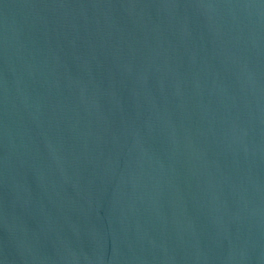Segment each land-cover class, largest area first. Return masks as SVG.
Masks as SVG:
<instances>
[{
    "label": "water",
    "instance_id": "water-1",
    "mask_svg": "<svg viewBox=\"0 0 264 264\" xmlns=\"http://www.w3.org/2000/svg\"><path fill=\"white\" fill-rule=\"evenodd\" d=\"M0 264H264V0H0Z\"/></svg>",
    "mask_w": 264,
    "mask_h": 264
}]
</instances>
